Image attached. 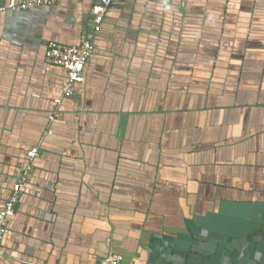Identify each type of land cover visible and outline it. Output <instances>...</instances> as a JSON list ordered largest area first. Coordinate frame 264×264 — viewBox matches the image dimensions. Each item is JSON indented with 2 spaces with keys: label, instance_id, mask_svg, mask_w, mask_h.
<instances>
[{
  "label": "crops",
  "instance_id": "crops-1",
  "mask_svg": "<svg viewBox=\"0 0 264 264\" xmlns=\"http://www.w3.org/2000/svg\"><path fill=\"white\" fill-rule=\"evenodd\" d=\"M91 8L0 10V209L67 78L48 43L82 42ZM92 55L40 147L0 264H100L110 250L165 264V236L214 204L264 202V0H120Z\"/></svg>",
  "mask_w": 264,
  "mask_h": 264
},
{
  "label": "water",
  "instance_id": "water-1",
  "mask_svg": "<svg viewBox=\"0 0 264 264\" xmlns=\"http://www.w3.org/2000/svg\"><path fill=\"white\" fill-rule=\"evenodd\" d=\"M93 17L94 16H92V20ZM103 23L96 31L94 27L95 23L93 21L91 29L86 32L84 37L85 40L88 34L94 33V38L92 40L94 51L96 49V38L102 31ZM81 43L82 42L75 44L69 43L68 45H79ZM84 81L85 75L82 82ZM61 97L62 94L59 98ZM57 99L55 100L56 102L54 106H58V110L61 112V105L66 98H63L59 104L57 103ZM53 110L48 115L49 122ZM55 121L56 118L51 121V124L42 134L40 139L42 142L36 145L39 149L37 155L31 161L32 168L30 170L28 181L35 167L36 158L40 154V147L45 138L54 131L53 125ZM34 147L35 146H31L25 151V163L22 168L30 162L28 152ZM16 181L17 179L15 182ZM195 226L196 227H191V225L188 224L185 232H178L174 236H165L166 241H163L161 248V256L164 258L165 264H264L263 201L221 200L218 208L214 207L213 210L209 212L207 211L206 214L198 215L195 221ZM3 239L1 240V247ZM150 245L153 247L155 246L154 243H151ZM2 251L4 252L3 248ZM109 253L121 255V264H128L130 262V260L125 258L123 254L114 250L107 252V254L101 258L100 262L107 257ZM20 261L24 264H46L44 262H32L25 259H21ZM130 264L135 263L132 262Z\"/></svg>",
  "mask_w": 264,
  "mask_h": 264
},
{
  "label": "built area",
  "instance_id": "built-area-1",
  "mask_svg": "<svg viewBox=\"0 0 264 264\" xmlns=\"http://www.w3.org/2000/svg\"><path fill=\"white\" fill-rule=\"evenodd\" d=\"M61 0H10L6 6L0 8L3 10H23L35 6H51ZM70 1V0H67ZM92 3L91 14L97 31L105 20L107 12L118 4L119 0H83ZM94 33L87 35L86 39L79 45H68L58 41H50L46 55L47 62L63 67L67 72V78L63 84L62 97L57 99L59 104L63 98L72 97L78 88V84L84 79V72L88 61L94 51L93 40ZM59 115L58 106L53 110L50 120H54ZM38 146H35L28 152L30 162L21 170L20 176L13 185L10 198L5 206L0 209V254L3 253L1 240L7 232L9 218L16 212V205L20 201L22 188L28 181L30 170L32 168L31 161L38 153ZM122 256L115 253H109L107 257L102 259L100 264H121Z\"/></svg>",
  "mask_w": 264,
  "mask_h": 264
},
{
  "label": "flooded vegetation",
  "instance_id": "flooded-vegetation-1",
  "mask_svg": "<svg viewBox=\"0 0 264 264\" xmlns=\"http://www.w3.org/2000/svg\"><path fill=\"white\" fill-rule=\"evenodd\" d=\"M219 203H220V202H219ZM219 203H218V204H217V203H216V204H214V205H213V207H212V209L208 210V212H209V211H211V210H213V209H214V207L218 208V206H219Z\"/></svg>",
  "mask_w": 264,
  "mask_h": 264
}]
</instances>
